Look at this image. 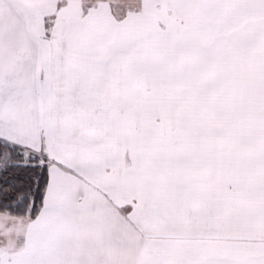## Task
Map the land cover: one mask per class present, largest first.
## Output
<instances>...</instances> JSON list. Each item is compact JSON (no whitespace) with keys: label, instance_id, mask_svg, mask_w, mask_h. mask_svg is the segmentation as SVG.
Listing matches in <instances>:
<instances>
[{"label":"snow or ice","instance_id":"obj_1","mask_svg":"<svg viewBox=\"0 0 264 264\" xmlns=\"http://www.w3.org/2000/svg\"><path fill=\"white\" fill-rule=\"evenodd\" d=\"M0 264H264V0H0Z\"/></svg>","mask_w":264,"mask_h":264}]
</instances>
